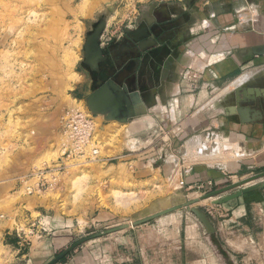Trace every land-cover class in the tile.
I'll use <instances>...</instances> for the list:
<instances>
[{
	"label": "crops",
	"instance_id": "crops-1",
	"mask_svg": "<svg viewBox=\"0 0 264 264\" xmlns=\"http://www.w3.org/2000/svg\"><path fill=\"white\" fill-rule=\"evenodd\" d=\"M122 11L124 8L117 7L116 15H110L103 36L109 34L113 19L116 17L117 21ZM134 12L137 22L129 29L144 21L148 28H154L152 37L156 45L137 56L133 52L137 41L129 38L132 50L121 49L124 37L117 36L116 27V42L103 50L109 58L102 66L106 77L108 72L115 76L127 71L124 81L129 76L134 85L159 89L156 106L148 109L145 116V129L134 133L139 140L140 136L151 134L150 145L158 137L162 143L155 150L147 144L119 162L116 172L121 175H116L117 182L128 176L134 182L141 179L152 185L163 184L173 166L171 171L183 182L182 188L209 181L217 188L227 181L226 174L219 170L221 167L215 169L203 163L188 167L181 164L178 156L170 166L167 155L173 150L163 140L176 135L181 140L193 137L194 141H204L207 130L208 135L223 138L232 153L243 154L230 162L234 172H241L240 178L263 171L264 0H166L138 5ZM91 78L88 72L83 98L95 89ZM237 87H242L246 94L250 88L258 92L252 95L261 105L249 106L260 110L257 121L242 122L237 111L229 110L233 105L227 97ZM154 108L157 110L151 111ZM159 113H165L163 120L159 119ZM167 115L173 123L165 122ZM25 203L39 212L35 198H26ZM204 210L234 264H264V187ZM40 212L47 214L49 230L32 244L12 239L8 246L20 256L15 264H46L74 244H70L74 222H88L86 215L81 214L79 219L55 206L40 208ZM173 213L126 226L112 236L87 240L55 264H222L199 221L191 213ZM39 215L43 214L36 217ZM20 230L28 231L26 227Z\"/></svg>",
	"mask_w": 264,
	"mask_h": 264
},
{
	"label": "rangeland",
	"instance_id": "rangeland-1",
	"mask_svg": "<svg viewBox=\"0 0 264 264\" xmlns=\"http://www.w3.org/2000/svg\"><path fill=\"white\" fill-rule=\"evenodd\" d=\"M161 1L166 0H0V264H15L20 257L8 246L12 239L32 244L46 233L42 228L47 227L48 218L40 208L55 206L79 219L81 214L88 217V222L79 220L72 226L70 244H75L110 228L131 227L133 220L205 194L203 188H182L180 178L171 171L173 166L163 184L134 182L128 176L117 182L116 175L121 173L116 172V165L151 143V134L139 140L134 133L145 129L148 112L119 122L92 112L82 97L89 72L83 63V43L98 18L105 15L107 28L110 15H116L117 7L124 8L117 21L113 19L109 34H102L104 50L116 42V27L117 36L125 38L126 30L136 25L133 13L138 5ZM76 110L93 120L90 140L79 150L69 139L65 124L66 112ZM168 116L165 122L173 123ZM158 117L163 120L165 113ZM207 132L204 141L166 136L163 140L173 150L167 155L169 165L178 156L188 167L198 163L221 167L227 181L217 188L232 179H243L230 165L243 154L232 153L223 138ZM157 139L148 148L155 150L162 143ZM215 187L210 186L206 193ZM30 197L35 198L39 212L25 203ZM212 199L194 206L205 212V208L219 205L212 204ZM181 209L172 212L189 215L187 209ZM25 227L28 231L20 230ZM109 233L88 240L116 231ZM215 254L223 264L219 253Z\"/></svg>",
	"mask_w": 264,
	"mask_h": 264
},
{
	"label": "water",
	"instance_id": "water-1",
	"mask_svg": "<svg viewBox=\"0 0 264 264\" xmlns=\"http://www.w3.org/2000/svg\"><path fill=\"white\" fill-rule=\"evenodd\" d=\"M150 26V25H149ZM106 28V18L105 15H101L98 18L97 24L91 30L90 33L85 35V40L83 43V63L96 74H98L96 79L97 88L91 91L90 96L86 99V104L92 112H97L101 114L108 115L112 119H116L119 122H128L132 120L135 116H140L141 114H146L148 109L156 106L157 101L155 95L159 93V89H144L138 85H134L135 82L131 80H123L122 75L112 76L106 80L101 79L99 74L101 72L99 63L105 61L108 57L104 54L101 47L102 34ZM154 28L150 26L148 28L147 24L142 21L135 29L126 30V36L122 41L121 49L132 48L128 44V39L137 41V49L133 52L139 56L142 52L148 50V48L155 46L156 41L152 37L154 33ZM143 40H140L139 37ZM92 79V78H91ZM133 85V86H132ZM249 94L244 93L242 87L235 88L234 92L227 97L228 102L233 105L229 108L231 111H237L241 117L242 122L257 121V116H259L260 110L258 107L252 109L249 106L252 104L260 106V101L253 97L254 92L258 94L256 90L252 88L247 90ZM251 114L248 116L247 114ZM264 187V170L247 176L239 181L231 182L211 190L208 193L201 195L199 198L192 200H185L183 202L174 204L167 208L161 209L154 213H151L142 218H138L131 222L132 226L142 224L144 222L150 221L161 215L170 213L172 211L186 208L189 213H191L202 225L205 233L209 236V239L214 246L215 250L219 253L224 261V264H234L232 258L228 252L223 248L222 244L218 240L215 232V228L209 219V216L199 207L194 206L200 200H205L207 198H213L211 200L212 204H222L228 202L232 199L238 198L243 194L248 192L258 190ZM126 225H121L116 228H110L103 232L95 233L86 236L73 244L68 249L64 250L62 253L57 255L55 258L50 260L47 264H55L59 261L67 252H69L77 244L86 241L90 238L99 236L101 234L113 232L119 229L125 228Z\"/></svg>",
	"mask_w": 264,
	"mask_h": 264
},
{
	"label": "built area",
	"instance_id": "built-area-1",
	"mask_svg": "<svg viewBox=\"0 0 264 264\" xmlns=\"http://www.w3.org/2000/svg\"><path fill=\"white\" fill-rule=\"evenodd\" d=\"M65 124L67 126L66 132L71 141L75 143L76 149L79 150L83 146H85L91 137L92 129H93V120L92 116L89 114H86L82 111L76 110V111H68L65 114ZM209 136H213L212 134H209ZM97 150H94L93 153H96ZM183 182L180 181V184ZM195 187L205 190L210 186H213L212 182H199L194 184ZM191 188V187H190ZM35 223H32V226H34ZM43 232H47L49 229L42 228ZM32 232V231H31ZM39 236V235H38Z\"/></svg>",
	"mask_w": 264,
	"mask_h": 264
},
{
	"label": "flooded vegetation",
	"instance_id": "flooded-vegetation-1",
	"mask_svg": "<svg viewBox=\"0 0 264 264\" xmlns=\"http://www.w3.org/2000/svg\"><path fill=\"white\" fill-rule=\"evenodd\" d=\"M103 50V49H102ZM104 52V51H103ZM104 54H107V53H105L104 52ZM108 55V54H107ZM108 58H109V55H108V57H107V59L105 60V61H103V62H101V63H99V66H100V69H101V72H100V74H99V77L101 78V79H104V80H106L107 78H109L110 77V73L108 72V75H107V77H106V75H105V72H106V70L105 69H103V66L102 65H104L105 63H106V61L108 60ZM88 68V67H87ZM88 71H89V73L91 74V77H92V80H93V82H92V88H97V85H96V79H97V76H98V74H96L94 71H92V70H90L89 68H88ZM119 74H121L122 75V78L125 76V74L127 73V71H123V72H118ZM119 74H116V75H119ZM115 75V76H116ZM129 76H127V78H128ZM126 78V79H127ZM125 79V80H126ZM124 80V79H123ZM127 80H131V78L129 79H127ZM139 83V82H138ZM133 86V85H132ZM84 88H83V93L85 92V90H86V83H85V85L83 86ZM94 89V90H95ZM85 94V93H84ZM90 94H91V92L90 93H88V94H86L85 96H84V99L86 100L89 96H90Z\"/></svg>",
	"mask_w": 264,
	"mask_h": 264
},
{
	"label": "bare ground",
	"instance_id": "bare-ground-1",
	"mask_svg": "<svg viewBox=\"0 0 264 264\" xmlns=\"http://www.w3.org/2000/svg\"><path fill=\"white\" fill-rule=\"evenodd\" d=\"M256 75V74H255ZM251 77V76H250ZM254 77V76H253ZM244 82V81H243ZM242 84V83H241ZM92 151H94V150H92Z\"/></svg>",
	"mask_w": 264,
	"mask_h": 264
}]
</instances>
